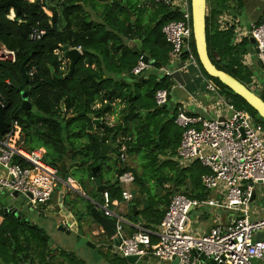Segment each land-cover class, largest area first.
<instances>
[{
    "label": "trees",
    "instance_id": "1",
    "mask_svg": "<svg viewBox=\"0 0 264 264\" xmlns=\"http://www.w3.org/2000/svg\"><path fill=\"white\" fill-rule=\"evenodd\" d=\"M4 1L7 0H0V3ZM15 1L19 5L20 12L17 13L15 10L12 19L8 17L12 7L0 8V45L15 53L14 62L0 61V101L9 104L5 111V120L10 123L16 122L28 140L36 141V144L29 149L44 148L45 161L56 168L68 151L72 150L73 159L80 156L74 164L80 171H87L89 178L91 167L99 159L100 142H110L114 145L113 151L118 161H120L119 149L123 143L130 154L143 152V156L149 159L147 163L157 162L160 155L170 157L176 155L181 132L172 133L167 127L175 119L176 107L171 116L165 115L166 108L155 110L154 101L156 90L165 89L168 94L170 93L173 86L172 79L163 74L159 76L158 72L146 76L143 74L146 70L139 75L143 76L142 80H139V77L130 80L128 77L133 76L131 69L142 54L154 59L153 67L156 70L161 66V62L168 63L170 45L165 41L161 28L165 23L181 18L178 10L156 4L151 10L152 14L147 16L145 23H142L138 20L147 9L143 0ZM248 2L249 0H206L207 51L210 60L218 69L232 75L248 88L250 85L264 87L262 68L258 69L243 63L245 55L254 52L249 37L245 36L235 43V26L219 29L220 16L225 13L232 16L242 15L244 14L242 10L246 8ZM88 7L95 10L101 8L100 14L97 15L99 20L92 18ZM44 10L51 14L48 15ZM263 20L262 15L254 25H258ZM36 22L45 29V35L40 41L32 42L28 39V33ZM133 32L136 33L143 47L140 54L134 53L126 44V40L132 37ZM65 44L74 48L80 47L81 58L70 77L58 79L55 75H64L68 71L69 64L66 70H61L54 50L62 48ZM191 47L201 71L218 85L220 92L230 99L237 109L250 113L255 122L264 126V121L259 122L255 119L257 113L241 97L234 94L218 79L206 74L198 61L193 36ZM185 57L186 54L183 55V58ZM23 61L29 78L28 83L25 82L20 69ZM31 69L33 73L28 75ZM146 84L151 86L143 91L142 88ZM27 85L30 90L31 107L20 109V92ZM258 96L264 100V89L258 93ZM63 98L64 115L60 107ZM115 102L123 104L118 112L120 123L109 125L103 120L98 126L103 133L101 136L89 132L95 129L90 119L77 115L85 110L96 117L104 118L107 114L115 112V105H118ZM96 104L98 107L94 106ZM138 104L141 106L140 110L137 108ZM151 109L154 111L149 112ZM142 110H145L144 114ZM69 115L73 117L66 122V117ZM166 117L168 120L164 122ZM162 123L164 127L158 134ZM171 163L174 164L173 161ZM120 165L122 170L131 171L123 163ZM173 168L176 169L174 174L167 178L161 173L163 179L157 177V184L163 188L164 183L172 182V186L175 184L173 195L179 193L205 200L207 193L201 184L200 176L208 170L198 162H193L184 169L175 166ZM101 174L102 168L98 173L99 181L103 176ZM134 177L138 180L137 176ZM106 190L112 198L111 188ZM169 192L154 201L150 218L158 222L162 219L165 208L173 196L169 198ZM159 205L163 206L161 210L158 208ZM89 206L91 204L87 208H90ZM150 207L152 208L149 205L145 209ZM0 216L7 220L5 224L7 235L0 238L1 260L6 263H18L22 261V256L24 260L30 258L32 255L30 251L35 250L40 264H55L45 261L47 251L50 249H47V236L41 228L17 222L11 214L4 213L1 207ZM127 227L130 228L125 225V228ZM130 229L134 231L133 228ZM13 254L18 255L13 257ZM68 255L75 259L72 253ZM105 255L106 258L110 257L108 254ZM30 261H33V258H30ZM111 261L113 264H128L125 258L115 257ZM78 264L85 263L78 260Z\"/></svg>",
    "mask_w": 264,
    "mask_h": 264
},
{
    "label": "built area",
    "instance_id": "2",
    "mask_svg": "<svg viewBox=\"0 0 264 264\" xmlns=\"http://www.w3.org/2000/svg\"><path fill=\"white\" fill-rule=\"evenodd\" d=\"M151 1L171 10L177 7L181 15L180 19L169 21L161 28L170 50L168 63L158 69L163 75L171 77L182 60L197 64L191 47L190 0ZM232 25L236 29L235 43L245 36L254 39V53L264 75V20L246 30L236 27L234 21L225 19L221 21L219 29ZM44 35L45 29L36 22L29 30L28 39L38 42ZM76 49L81 52L80 47ZM54 54L60 62L59 68L66 70L68 61L61 48L55 49ZM0 61L14 62L15 53L0 45ZM150 67L140 56L131 74L138 77ZM32 73L33 69L28 75ZM255 87L260 92L264 89L261 85ZM206 89L215 96L210 106L214 115L210 119L199 114H188L183 104L176 106L174 122L182 128L176 157L181 165L198 162L208 170L200 176L201 184L215 197L198 200L184 194H174L158 228L151 230L140 224L130 225L112 209L114 202L108 191L103 190L97 206L104 216L114 221V236L118 240L114 252L120 258L135 255L140 261L151 257L168 263L176 258L177 264H205L200 262V255L217 264H251L255 259L264 258V240L255 237L264 230V215L255 220L249 218L252 190L255 189L256 196V185L264 184L263 126L255 122L250 113L237 109L227 98H223L211 82L206 81ZM154 101L157 107L163 106L168 101V92L165 89L156 90ZM126 151V145L121 144L119 158L122 161L126 158ZM44 154L42 148L26 149L20 126L11 122L9 131L0 135V193L16 191L24 195L36 211L41 212L48 206L58 184L75 190L72 178L68 175L61 178L58 168L48 164ZM134 179L131 171L122 170L118 183L128 185ZM121 195L124 200L132 196L128 190H122ZM202 206L219 208L231 212L233 216L225 224L218 221L206 231H197V227L191 228L190 213ZM195 219V223L198 222ZM125 225L133 228L130 235L125 232Z\"/></svg>",
    "mask_w": 264,
    "mask_h": 264
},
{
    "label": "crops",
    "instance_id": "3",
    "mask_svg": "<svg viewBox=\"0 0 264 264\" xmlns=\"http://www.w3.org/2000/svg\"><path fill=\"white\" fill-rule=\"evenodd\" d=\"M29 1H33V0H29ZM143 4L145 5L146 8H148L150 6V4L148 3L147 0H143ZM146 10L144 11V13L146 12ZM44 11L47 14L49 12V11L47 12L46 10H44ZM251 11L255 12L254 9H252V10L248 9V10L243 11V13H244L243 15H239V16H232V15L225 13L222 16H220V20L222 21V20L226 19L227 21H230V22L234 21L236 23V27H238L240 29L248 30L249 28H246V27H249V26L251 27L252 25H254L256 20L259 19L260 16H262V15L264 16V3H263V5H261L260 8H258V10L254 14L251 13ZM144 13H143V16H145ZM14 15H15L14 11L11 8L9 10L8 17L10 19H12L14 17ZM132 21H133V19H132ZM132 38H133V34H132V37L130 39H132ZM127 40H126V42H127ZM137 41H139L141 43V41L138 39V37H137ZM243 63H245V65H249V66L253 65L258 69L261 68V63L259 62V60H258V58L254 52L247 53L245 55V61ZM178 66H177V69L174 67L175 70L173 72V75L170 77V79H172V81H173V86H172L171 91L169 93L170 94V100L167 101L168 106L166 107V110L170 106L171 108H168V109L171 112H173V109L177 105L183 104L188 114H199V115H203L205 118L213 116L214 113L212 112V110H210V106L213 104V102L215 100V96L206 89V81L211 82L214 85V87L216 88L215 83L201 71L198 63L197 64H191L189 62L182 60V62L179 63ZM146 71L151 72V73L152 72H156V73L158 72V74H162L159 71V69L156 70L154 67H150ZM146 76H148V75H146ZM128 79L132 80L131 77H128ZM249 88L251 90H253L254 92H256L257 94L260 92L259 90H257L258 87H255L254 85H250ZM218 93L220 95H222L223 98L226 99V97L222 93H220V92H218ZM228 100L231 102L230 99H228ZM117 103L118 102H115V104H117ZM94 106L98 107V104H96ZM115 106H116V109L114 108L115 112L112 114H107L104 117V122L106 124L113 125V124L120 123V120H118L120 117L118 112L120 111V109H122L123 104L118 103V105H115ZM137 108H138V110H140L141 106L138 104ZM204 108H205V110H204ZM142 112L144 114L145 110H142ZM149 112H151V111L149 110ZM69 116H73V115H69ZM164 122H166V121L164 120ZM98 126H97V128H98ZM97 128H95L94 130L89 131V132L96 133L99 136H101L103 134L102 130L99 128L97 129ZM20 135H21V139L24 141V147L26 149L31 148V147L27 146L26 142L28 141V139L21 132V128H20ZM104 143L108 145L106 156L103 159V161L105 162V165L102 164L100 166V168L98 169L97 179H98V173H99L100 169L102 168V171H104L106 174H101L103 176L101 177V180L100 181L98 180V181L102 185L110 184V187H107L106 189L111 188V190H110V192L112 194L111 200L114 202L112 209L116 213L120 214L125 220H127L130 225L140 224V225L147 227L151 230L157 229L161 220H159V222L155 221V219L150 218L149 214L151 213V211L153 209L154 201L157 200V198L160 197L161 195H164L165 193L169 192V190L166 191V189H165V188H167L166 187L167 185L165 186L166 183L163 184V186H164L163 188L161 186V189H159L156 186L157 190L152 195H151L150 191L146 188V185L144 183H142L139 179L138 180L134 179L135 182L128 184V185H123V184L121 185L118 183V181L116 183H113V179H114L115 173L117 172L118 168L120 167L122 169V167H121L122 164L120 165V163H123V165H124L126 158L124 161H122L119 158L121 162L118 161L117 156L113 151L114 145L110 144V142H104ZM101 144H103V142H100V147H101ZM42 149H44V148H42ZM126 154H127V151H126ZM176 156L177 155L174 156L173 160L171 159L170 156L168 158H170L174 163L179 164L181 167H184L183 165H181L180 161L178 160V158ZM79 157L80 156H76L73 159L72 154H71V157L67 158L68 161L66 159L67 175H70L72 177L74 187L76 190H73V189L71 190V189L66 188L65 186H63L61 184H58L57 186H55V189L51 195V198H53L55 193H57L55 196V200H56V203L58 205L62 204L64 207L67 204L78 205L79 208H73V210H72L73 215H78L80 212H85V214L89 213L90 208H87V207L91 203L85 198V196L89 197V198H94L95 194H96L95 184H94L93 180L91 179L92 172H91V176L89 178L88 177L89 175H87V171H85V170L80 171L78 169V166H76L74 164V163H76V161L79 160ZM99 159H98V161H99ZM98 161H97V163H98ZM95 165H93V166H95ZM122 190H128L131 193L132 196L129 200H124L122 198V195H121ZM113 195H115V196H113ZM51 198H50L49 202L47 203L48 206H46L43 209V211H41V212L36 211V213L34 214V217H35L34 220H32V218H31V220H29L27 222H26V220L19 221L16 219V217L14 215H12V214L11 215L17 222L23 223V224L35 225V226L41 228L45 233L44 228L41 227L39 224L43 223L46 218L54 217L56 219V224H55L56 227L64 219L63 217L56 214V211H57L56 205L51 202ZM254 198H255V196H254ZM254 198H253V200H254ZM149 205L152 206V208L150 207L149 209H145V207H147ZM91 206H89V207H91ZM133 206H134V208H133ZM0 207H1V205H0ZM158 208H159V210H161L163 208V206L159 205ZM165 210H166V208H165ZM215 211L216 210L213 211V209H210V208H200V207L195 208L193 211H191V213H190L191 219L193 217H194V219L197 218L198 222H199V223L196 222L197 231H198V229H202V230L206 231V230H208V228H210L212 226V222H213L212 214ZM8 214H10V213H8ZM37 214L42 215V217L38 216ZM263 215H264V209H261V208H258L257 206H255L250 210L249 218L252 220H255V219L261 218ZM232 216L233 215L231 212H225V211L222 212V215L220 216L222 220L224 219V221L222 223H224V224L227 223L229 221L230 217H232ZM149 219H151V220H149ZM6 223H7V220L0 216V229L2 231L1 237H5L7 235V231L5 230V224ZM130 228L124 227L125 232L129 235L132 232V230ZM82 229L84 231L83 232L84 235L87 238L92 239L91 236L89 235V233L87 232V229L86 228H82ZM97 232L101 233V230L99 228H96V230L93 233H97ZM46 236H47L46 240L48 243L47 249H50V251H47V254L45 256L46 262L55 263V264H78V260H74V259H72V257H70L68 255V253L73 254V252H70V246H67L66 250L60 249L59 247L55 246L51 242V240L47 234H46ZM255 237L258 239L264 240V233H257ZM73 240H74V238H73ZM92 241L96 242L97 244L101 243V240L97 241L95 239L94 240L92 239ZM102 242H105L108 247L106 250H102L99 252L101 255V259H102V257H105L104 254H107V253L108 254L109 253L115 254V252L113 251L115 245H113V242L110 238H108V237L103 238ZM34 251L35 250L30 251L32 253L30 258H33V261H30V258H27L26 260H24V258L22 256L21 257L22 261H18V263L17 262L6 263L0 259V264H20L22 262H24L23 264H40L41 262L39 263V257L37 256V254ZM85 252H86V254L84 256H82L83 257L82 259L86 262V259L91 258V257L88 254L87 250H85ZM17 255L18 254H13V257H16ZM64 257L69 259V260H72V261L67 262ZM111 259H112V255L109 258L107 257V260H104V261L108 264H113ZM86 264H87V262H86ZM140 264H172V263L171 262L168 263V262L158 261L156 258L148 257V258L141 259ZM251 264H264V258L261 260L255 259L251 262Z\"/></svg>",
    "mask_w": 264,
    "mask_h": 264
},
{
    "label": "water",
    "instance_id": "4",
    "mask_svg": "<svg viewBox=\"0 0 264 264\" xmlns=\"http://www.w3.org/2000/svg\"><path fill=\"white\" fill-rule=\"evenodd\" d=\"M8 8L12 7L13 11L16 10L17 13L20 12L19 5L16 3L15 0H7L0 3V8ZM190 8H191V22H192V36L194 40V46L196 50V55L198 58V61L200 62L203 70L206 72V74L212 78L218 79L223 85H225L228 89H230L234 94L241 97L256 113L257 115L262 118L264 121V100L258 96L256 92L249 89L246 85H244L242 82L237 80L232 75L226 73L223 70L218 69L210 60L208 51H207V43H206V37H205V17H206V0H190ZM177 9V7H176ZM249 41L251 44H254V39L252 37H249ZM126 44L131 47L136 54H140L143 51V47L139 41H137V35L135 32H133V38L128 39ZM63 52V56L68 61V71L64 75H55L58 79H63L70 77L75 65L78 63V61L81 58V53L78 49L74 47H70L69 44H65L61 48ZM142 59L151 67H153L155 61L154 59L150 58L146 54L141 55ZM260 62V61H259ZM25 61L21 63L20 69L22 71V75L25 79V82L28 83L29 78L27 76V73L24 69ZM161 66L165 65V62H161ZM51 71L53 70L52 67H50ZM139 80H142V76H138ZM138 77L132 76V79H137ZM29 86L27 85L23 91L20 92L21 97V104L20 109H29L31 107V103L29 101ZM170 100V94H168V101ZM168 106V103L164 104L161 107H156L155 110L166 108ZM9 104H4L0 101V135H4L9 131L10 128V122L5 120V111L8 109ZM60 107L63 112H65L64 108V98L60 101ZM151 112L154 111V109L150 110ZM78 116H86L88 119H90L94 125V128H97L99 124H101L104 120L102 117H96L93 113H87L85 110L79 112L77 114ZM73 116L66 117V122L70 121ZM210 119L211 117H207ZM220 119H222L220 117ZM168 118H165V121H167ZM164 127V123L160 125V128L158 130V133L160 134L161 130ZM107 144L103 143L100 147L99 152V161L98 163L91 168L92 177L95 184V190L96 194L94 198H85L91 203V207L89 209V213L85 214V212H80L78 215H73L72 210L73 208H79L78 205L75 204H67L65 207L62 204H57L55 200V196L57 193H55L54 197L51 198V202L56 205V214L63 217V221L57 225V229L67 235L73 234L74 240L76 243V246H85L87 248V252L92 258L94 262H99L101 260L100 251L107 249V244L105 242H102L103 238H110L113 242V245L118 244L117 238L114 236L115 234V225L112 218L106 217L101 213V210L98 208L97 203L101 202L102 199V191L106 190L107 187H110V184L108 185H102L99 183L97 179V171L100 168L102 164L105 165V162L103 161L104 157L107 153ZM113 148V147H112ZM72 154V150L68 151V154L64 159L60 161L58 164V171L61 178H65L67 175V162L66 159L70 158ZM122 173V169L119 167L117 172L115 173L113 183H116L118 181V176ZM76 190V189H75ZM79 192V191H78ZM255 196V189L252 190V196L251 201L253 200ZM0 205L2 207V210L4 213L12 214L16 217L19 221L31 220L32 216L36 213L35 208L30 204L29 201H27L26 197L22 194H19L16 191L11 192L10 194L8 192H1L0 193ZM134 208V206H133ZM38 216L42 217V215L37 214ZM55 224L56 219L54 217H49ZM82 228H86L87 232L91 236V238L94 240H101L100 244H97L96 242L92 241V239L87 238L84 235V231ZM96 228H99L101 230V233H93ZM125 261L128 264H140V260L137 259V256L130 255L125 257ZM200 262H203L205 264H217L212 259H206L203 257V255H200ZM172 264H177V259L174 258L171 262ZM103 264H108L104 261Z\"/></svg>",
    "mask_w": 264,
    "mask_h": 264
},
{
    "label": "rangeland",
    "instance_id": "5",
    "mask_svg": "<svg viewBox=\"0 0 264 264\" xmlns=\"http://www.w3.org/2000/svg\"><path fill=\"white\" fill-rule=\"evenodd\" d=\"M147 1L150 4V6L147 8L146 12L144 13L145 16H142L138 20L139 22H142V23L146 22L147 16L152 14L151 10L156 5L151 0H147ZM248 3L249 4H247L246 8H244L242 11H245V10H248V9H250V10L254 9L255 12H256L258 10V8H260L261 5H263L264 0H249ZM88 10L91 11V16H92V18L94 20H99L97 15L100 14L101 8H98L97 10H95V9H92L91 7H88ZM255 12L251 11V13H253V14ZM48 15H50L49 12H48ZM246 28L250 29L251 27L249 26V27H246ZM150 73L151 72H148V71L143 72V74H145V75H149ZM152 73L154 74L156 72H152ZM257 74L260 75L259 73H257ZM157 75L160 76V74H157ZM150 86H151V84H146L145 87L142 88V90L145 91ZM215 86H216L217 91L220 92V89H219L218 85L215 84ZM168 108H171V107L169 106ZM168 108L165 111V115L169 114V116H171V111ZM255 119L258 120L259 122L263 121L262 118H260L259 116H256ZM167 127L169 128L168 130L172 131V133L182 132V128L180 126H178L174 121H173V123H169ZM262 138L264 139V126H263ZM26 144H27V146L32 147V146H34L36 144V141L31 139V140H28L26 142ZM168 157H169L168 155H160V156H158L157 162L147 163L149 161V159L146 158L145 156H143V152H134L132 154L127 152L126 160L124 162V165L127 166L128 168H130L132 173L135 176H137L138 179L142 183H144L146 185V188L150 191V193L152 195L157 190L156 186L159 189H161V187L157 184V181H156L157 177L161 179L162 178V174H163L165 177L169 178L170 176H172V174H174V172L176 170L175 168H173L174 166L178 167L180 169H184L186 167L184 165H183L184 167H181L179 164H176V163L172 164L171 163L172 162L171 159L173 160L174 157H171V159L168 158ZM147 159H148V161H147ZM164 161H166V162H164ZM102 174H106V173L104 171H102ZM185 181H187V180H185ZM165 186L167 187L166 191L170 190L169 195H168L169 198H170L173 195L172 192L175 189V184H174V186H172V182H169V183H166ZM177 187L181 188V186H179V185H177ZM204 191H206V193H207L206 197L204 198L205 200L215 197V195L213 194L212 191H208V190H205V189H204ZM256 192L257 193H256V196H255L254 200L250 203V207H249L250 210L253 207H255V206H257L258 208L264 209V184L256 185ZM202 208H208V207L202 206ZM214 210H216V211L213 212V214H212V216H213L212 225L214 223H217L218 221L222 223L224 221V219L222 220L220 216L222 215V212H224V210L222 211V209L213 208V211ZM34 218L35 217L33 215L32 216V220H34ZM39 225L44 228L45 233L49 236L51 242L55 246H57V247H59L60 249H63V250H66V247L70 246V252H73V255H74L76 260H82L85 264H86V262H87V264H103L104 260H107L106 255L104 254L105 257H102V259L99 262H97V263L94 262L92 260V258H87L86 262H85L82 259L83 258L82 256H84L86 254L85 250H87V248L85 246H80V247L76 246L75 240H73V238H74L73 234L67 235V234L59 231L57 229L55 223L50 218H46L45 221L43 223L39 224ZM196 225L197 224L195 223V219L193 217L192 220H191V228L196 227ZM258 233H264V230H261ZM1 236H2V231L0 229V238H1ZM113 251H114V249H113ZM108 255L109 256L112 255V258L116 257L118 259H121L118 254L116 255L114 253L113 254L109 253ZM65 260L67 262H71L72 261V260H69L67 258H65Z\"/></svg>",
    "mask_w": 264,
    "mask_h": 264
},
{
    "label": "flooded vegetation",
    "instance_id": "6",
    "mask_svg": "<svg viewBox=\"0 0 264 264\" xmlns=\"http://www.w3.org/2000/svg\"><path fill=\"white\" fill-rule=\"evenodd\" d=\"M171 114H172V112H171Z\"/></svg>",
    "mask_w": 264,
    "mask_h": 264
}]
</instances>
